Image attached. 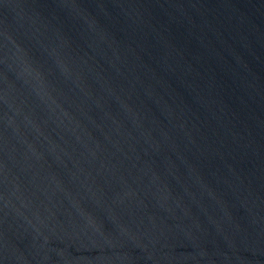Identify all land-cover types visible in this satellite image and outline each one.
Returning <instances> with one entry per match:
<instances>
[{
    "label": "water",
    "instance_id": "1",
    "mask_svg": "<svg viewBox=\"0 0 264 264\" xmlns=\"http://www.w3.org/2000/svg\"><path fill=\"white\" fill-rule=\"evenodd\" d=\"M0 264H264V0H0Z\"/></svg>",
    "mask_w": 264,
    "mask_h": 264
}]
</instances>
